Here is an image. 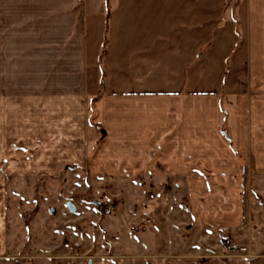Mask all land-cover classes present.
<instances>
[{
	"label": "crops",
	"instance_id": "1",
	"mask_svg": "<svg viewBox=\"0 0 264 264\" xmlns=\"http://www.w3.org/2000/svg\"><path fill=\"white\" fill-rule=\"evenodd\" d=\"M224 2L0 0V183L4 174L18 175L21 168L58 174L69 162L84 160L89 100L99 92L104 67L99 120L109 142L129 148L128 158L141 160V172H146L150 147L159 149L160 157L170 160L172 175L187 176L197 222L223 223L226 218V224H242L245 168L227 160L238 157L237 152H257V172L264 174V119L258 116L264 109V0L237 3L244 43L238 44L236 25H231L225 30L233 39L218 34L213 44L233 45L228 53L217 57L210 50L196 64V32L211 28L210 17L197 16L220 14ZM107 24L103 66L99 57ZM236 46L237 60L245 48L249 52L241 59L249 73L239 74L236 86H243V77L251 80L248 93L253 95L239 98L246 117L234 123L233 149L221 130L231 113L226 109L227 117L222 116L217 79L220 63ZM207 81L212 85L196 88ZM215 214L218 218H211ZM173 243L168 251L159 247V253L99 264H257L251 254L240 259L208 256L202 247L179 251Z\"/></svg>",
	"mask_w": 264,
	"mask_h": 264
},
{
	"label": "rangeland",
	"instance_id": "2",
	"mask_svg": "<svg viewBox=\"0 0 264 264\" xmlns=\"http://www.w3.org/2000/svg\"><path fill=\"white\" fill-rule=\"evenodd\" d=\"M239 1L225 0L220 14L197 16L198 20L210 17L207 27L211 28L196 32V64L210 50L215 56L228 53L233 45L213 44L218 34L223 40L233 39L230 29L225 30L231 25H236L238 44L245 42L246 30L241 31L236 14ZM107 35L108 24L99 57L103 66L109 49ZM237 47L224 64L220 63L222 76L217 79L221 82L222 116L227 117L226 109L231 113L221 130L225 138L227 133L233 149L234 123L246 117L239 98L248 97L250 92L253 95L252 90L248 93L251 80L243 77V86H236L239 74L249 73L248 63L241 62L248 48L238 61ZM105 78L103 67L99 92L89 100L88 152L82 162H69L58 174L39 175L27 168H21L18 175L4 174L0 183V264H99L108 259L117 263L115 257L159 253V247L168 251L171 242L179 251L202 247L204 255L233 259L251 254L257 264H264V174L257 172V152H237L238 157L227 160L228 165L245 168L243 223L226 224V218L221 219L223 223H199L191 209L187 176L172 175V166L167 164L170 160L161 158L159 149L150 147L146 172H141V160L128 158L129 148L109 142L106 127L99 120ZM210 82L196 88L209 87ZM258 116L264 119V109ZM202 161H197L198 165Z\"/></svg>",
	"mask_w": 264,
	"mask_h": 264
},
{
	"label": "water",
	"instance_id": "3",
	"mask_svg": "<svg viewBox=\"0 0 264 264\" xmlns=\"http://www.w3.org/2000/svg\"><path fill=\"white\" fill-rule=\"evenodd\" d=\"M224 135L228 138V135H227V133L226 132H224ZM52 211H53V209H52Z\"/></svg>",
	"mask_w": 264,
	"mask_h": 264
},
{
	"label": "trees",
	"instance_id": "4",
	"mask_svg": "<svg viewBox=\"0 0 264 264\" xmlns=\"http://www.w3.org/2000/svg\"><path fill=\"white\" fill-rule=\"evenodd\" d=\"M104 54V53H103Z\"/></svg>",
	"mask_w": 264,
	"mask_h": 264
}]
</instances>
